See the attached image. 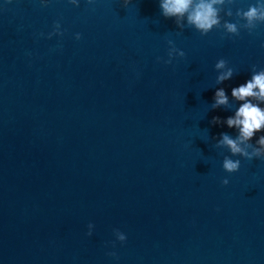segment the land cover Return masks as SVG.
Instances as JSON below:
<instances>
[{"label": "water", "instance_id": "95a60500", "mask_svg": "<svg viewBox=\"0 0 264 264\" xmlns=\"http://www.w3.org/2000/svg\"><path fill=\"white\" fill-rule=\"evenodd\" d=\"M262 44L264 23L181 31L158 0H0V264H264V160L216 147Z\"/></svg>", "mask_w": 264, "mask_h": 264}, {"label": "clouds", "instance_id": "9594fccd", "mask_svg": "<svg viewBox=\"0 0 264 264\" xmlns=\"http://www.w3.org/2000/svg\"><path fill=\"white\" fill-rule=\"evenodd\" d=\"M47 0H40L42 6H46ZM74 6H78V0H68ZM90 2V0H89ZM122 6L127 7L129 0H121ZM233 0H158L161 15L165 18H174L175 24L181 31L186 27L194 28L200 32L201 35L207 34L213 28H223L226 34L239 35L240 29H246L251 32L260 23H264V0H256L255 4L248 6L247 10L237 9L235 16L237 21L221 23L220 13L224 11L226 4L230 5ZM224 15L231 17L233 12L231 8L224 11ZM244 21L242 24L240 21ZM59 22L54 23V33L60 35ZM76 39H80V34L77 33ZM170 47L168 50V59L164 61L165 64L172 62L173 54L178 57H183L185 53L176 49L173 42H168ZM264 47V44L261 45ZM159 61L160 58L158 57ZM215 69H224L216 76V83H222L229 80L234 75L233 69L227 67V62L224 59L218 60ZM231 96L242 103L236 109L234 116H229L223 120V123L229 128L237 130L235 139L226 133H220V139L216 143V147H224L231 153V156H239L248 160L259 158L264 160V135H260L256 140V144L249 143L257 132L264 130V108L260 107L253 100L264 102V69L255 70L245 83L231 89ZM214 103L212 108L228 105V97L223 88L217 89L214 93ZM211 124H220L219 117L214 116L210 121ZM250 149V150H249ZM240 160L232 159L225 155L222 160V168L228 173L236 172L239 169ZM228 179H223V185L228 184ZM89 231L86 235L91 236V229L93 225L88 224ZM116 239L120 242L125 241L126 237L118 229L114 230ZM108 255L115 256V253H108Z\"/></svg>", "mask_w": 264, "mask_h": 264}]
</instances>
